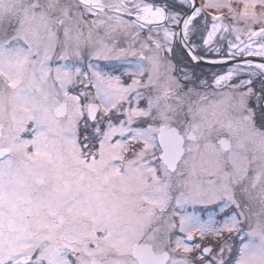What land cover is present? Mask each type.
Returning a JSON list of instances; mask_svg holds the SVG:
<instances>
[{
	"label": "snow or ice",
	"instance_id": "snow-or-ice-1",
	"mask_svg": "<svg viewBox=\"0 0 264 264\" xmlns=\"http://www.w3.org/2000/svg\"><path fill=\"white\" fill-rule=\"evenodd\" d=\"M0 264H264V0H0Z\"/></svg>",
	"mask_w": 264,
	"mask_h": 264
},
{
	"label": "flooded vegetation",
	"instance_id": "flooded-vegetation-1",
	"mask_svg": "<svg viewBox=\"0 0 264 264\" xmlns=\"http://www.w3.org/2000/svg\"><path fill=\"white\" fill-rule=\"evenodd\" d=\"M211 68V69H209ZM219 69L217 68H214L212 66H206V65H201L200 68L197 69L198 72H203L205 73L206 75H209L212 73V72H215V71H218Z\"/></svg>",
	"mask_w": 264,
	"mask_h": 264
},
{
	"label": "water",
	"instance_id": "water-1",
	"mask_svg": "<svg viewBox=\"0 0 264 264\" xmlns=\"http://www.w3.org/2000/svg\"><path fill=\"white\" fill-rule=\"evenodd\" d=\"M202 65L210 66V65H207V64H202Z\"/></svg>",
	"mask_w": 264,
	"mask_h": 264
},
{
	"label": "rangeland",
	"instance_id": "rangeland-1",
	"mask_svg": "<svg viewBox=\"0 0 264 264\" xmlns=\"http://www.w3.org/2000/svg\"><path fill=\"white\" fill-rule=\"evenodd\" d=\"M209 69H211V68H209Z\"/></svg>",
	"mask_w": 264,
	"mask_h": 264
}]
</instances>
